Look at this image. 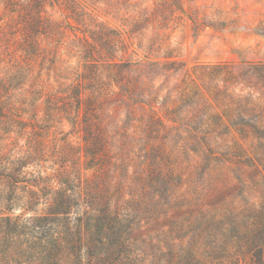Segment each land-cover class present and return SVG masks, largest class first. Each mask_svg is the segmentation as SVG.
<instances>
[{"label":"rangeland","instance_id":"rangeland-1","mask_svg":"<svg viewBox=\"0 0 264 264\" xmlns=\"http://www.w3.org/2000/svg\"><path fill=\"white\" fill-rule=\"evenodd\" d=\"M18 160L29 183L0 199L21 222L74 185L89 239L102 204L123 215L108 264H264V0H0V167ZM63 237L6 248L79 264Z\"/></svg>","mask_w":264,"mask_h":264},{"label":"trees","instance_id":"trees-1","mask_svg":"<svg viewBox=\"0 0 264 264\" xmlns=\"http://www.w3.org/2000/svg\"><path fill=\"white\" fill-rule=\"evenodd\" d=\"M99 154L94 153L96 157H101ZM16 163L17 165L12 167H0V190L4 186L8 187L9 192L12 193V189L18 188L20 182L29 183L24 171L27 162L18 160ZM60 183L71 186L68 179H60ZM74 187L75 185L71 188L70 196L56 199V206L50 208L48 214L37 218L29 217L26 219L27 224L21 222L19 216L15 217L8 212L10 200H12L11 194L5 197L8 202L5 206L1 205L0 199V264H14L11 246L6 248V245L9 241H16L22 236L42 239L48 244L46 250L50 248V251L59 253L64 247H67L62 243L65 237L59 238L62 233H65L69 238L67 243L71 244V250L79 264H83L84 258H87L90 264H108L116 255L121 254L125 247L123 215L116 208H111L109 203H104L97 209L99 215L96 217V223L93 224L96 234L95 236L93 234L92 238L87 237L80 224L70 226L71 220L66 215L74 204V197L79 195ZM61 214L64 216L61 217ZM75 219L79 220L77 217ZM85 225L87 229L92 226L88 221ZM53 226L58 227L57 230ZM61 226L66 230L62 231ZM50 231H54V233L52 234Z\"/></svg>","mask_w":264,"mask_h":264}]
</instances>
